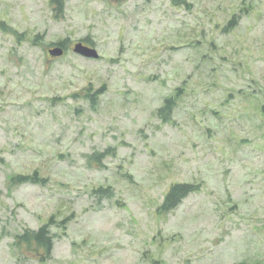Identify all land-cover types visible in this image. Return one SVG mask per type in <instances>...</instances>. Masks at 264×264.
<instances>
[{
    "label": "rangeland",
    "instance_id": "374dc122",
    "mask_svg": "<svg viewBox=\"0 0 264 264\" xmlns=\"http://www.w3.org/2000/svg\"><path fill=\"white\" fill-rule=\"evenodd\" d=\"M263 106L264 0H0V264H264ZM51 215L49 257L14 244Z\"/></svg>",
    "mask_w": 264,
    "mask_h": 264
},
{
    "label": "trees",
    "instance_id": "16d2710c",
    "mask_svg": "<svg viewBox=\"0 0 264 264\" xmlns=\"http://www.w3.org/2000/svg\"><path fill=\"white\" fill-rule=\"evenodd\" d=\"M56 13L63 11L65 0H50ZM236 20L229 21V24H235ZM87 39V38H83ZM66 39L58 41L56 44H65ZM103 92V88L92 90L89 87L84 92V97L87 98L91 105L94 107L98 101L99 95ZM79 94H74L78 96ZM178 94L168 96L164 99L163 104L158 108L157 114L163 119V121H169L172 110L176 104V98ZM264 109V106H263ZM112 151V148H106L101 152H95L91 157L100 161L108 153ZM10 182L19 183H34V184H45L48 182V178L39 174L37 170L31 173H18L10 176ZM199 185L188 182H177L171 185L167 193L164 195L162 203L157 208L159 213H168L173 210L182 199L187 196L190 192L198 190ZM110 187H98L93 189V193H99L102 197L108 196ZM104 194V195H103ZM69 216L63 219H56L55 216L51 215L48 220L42 223L37 228H25L21 233L16 234L14 244L23 248L24 253L30 252L31 249L37 250V253L41 258L49 257L54 246L55 234L51 232L50 227L52 225L66 229L67 221ZM236 264H248L247 262H238Z\"/></svg>",
    "mask_w": 264,
    "mask_h": 264
},
{
    "label": "water",
    "instance_id": "95a60500",
    "mask_svg": "<svg viewBox=\"0 0 264 264\" xmlns=\"http://www.w3.org/2000/svg\"><path fill=\"white\" fill-rule=\"evenodd\" d=\"M72 50L75 53H77L83 57H87V58H98L99 57V53H98L97 49L94 46H90L88 44H85L82 40L76 41L72 45ZM47 51L52 57H59V56L63 55L64 47L61 45H55L53 47L48 48Z\"/></svg>",
    "mask_w": 264,
    "mask_h": 264
},
{
    "label": "flooded vegetation",
    "instance_id": "af4514ba",
    "mask_svg": "<svg viewBox=\"0 0 264 264\" xmlns=\"http://www.w3.org/2000/svg\"><path fill=\"white\" fill-rule=\"evenodd\" d=\"M83 41H84V43H86L87 42V39H83ZM86 44H89V45H91L90 43H86ZM63 47H66V44H61ZM93 46V45H92Z\"/></svg>",
    "mask_w": 264,
    "mask_h": 264
}]
</instances>
